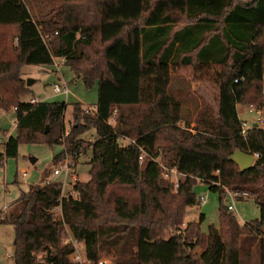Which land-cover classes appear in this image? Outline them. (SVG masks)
<instances>
[{"label": "trees", "instance_id": "trees-1", "mask_svg": "<svg viewBox=\"0 0 264 264\" xmlns=\"http://www.w3.org/2000/svg\"><path fill=\"white\" fill-rule=\"evenodd\" d=\"M135 1L128 9L127 0H0V27L13 32L21 65L61 59L87 86L97 85L94 110L72 104L67 132L66 103L13 106L16 136L3 143L0 164L17 157L19 143L61 145L53 163L90 151L89 178L72 187L77 198L63 195L59 182L37 184L0 218L14 231L13 264H71L75 247L63 243L65 231L84 244L90 264L103 248L114 264H240L251 246L264 264V131L240 135L236 114L249 102L246 109H259L264 119V0ZM96 43L98 60L88 59L85 51ZM180 68L215 70L213 117L199 120L208 111L197 110L191 128L181 104L189 85L170 84V71ZM2 73H10L7 65L0 64ZM91 129L89 143L82 136ZM234 151L257 157L240 171L229 159ZM171 167L176 188L162 177ZM196 182L219 195L217 227L200 232V214L182 234L162 238L197 204ZM227 193L251 198L260 216L239 225L221 204Z\"/></svg>", "mask_w": 264, "mask_h": 264}, {"label": "rangeland", "instance_id": "rangeland-1", "mask_svg": "<svg viewBox=\"0 0 264 264\" xmlns=\"http://www.w3.org/2000/svg\"><path fill=\"white\" fill-rule=\"evenodd\" d=\"M135 2V0H127L126 8H135ZM32 9L37 13L40 7L37 5ZM179 26L180 24L176 28ZM15 45L16 39L13 32L0 27V64L7 65L10 69V73L0 74V154L3 152V143L10 136H16V114L13 110L16 101L26 102L32 99L33 102H63L68 104L64 112L65 132H67V129L72 125V104L79 103L82 107L86 108L92 107L97 100V85L96 87L87 86L81 77L77 78L66 66H63V60L54 59L52 66H24L17 59ZM100 48L101 46L96 43L91 49L86 50L85 53L90 55L88 59L93 60L94 57H97L96 59L98 60ZM89 63L85 62L84 65L89 66ZM213 73L215 74V70L210 69L195 73L186 68L170 71V84L175 85L176 88H184L187 83L189 85L190 81L205 83L204 86L202 85L204 87L203 91L206 93V95L204 94L205 97L200 99L194 98L196 96L191 94L192 91L189 87L184 88L187 96L181 95V104L186 106L188 110L190 106H195L197 110L208 111L204 114V118L200 114L199 120H205L207 116L213 117L209 113V109L214 105L212 104L215 91L213 87ZM28 79L32 83L26 86ZM62 83L66 84L69 91L68 95L53 93L54 85H61ZM197 92H199V89ZM262 93L264 95V87L262 88ZM248 103L243 102L237 107L238 111L244 112L238 116V119L246 124H251L253 116L245 112L247 111L246 105ZM87 110L89 113H92L91 110ZM188 110L185 112L182 108V117L188 118L190 128V125L193 124L194 116L191 120L188 117L189 114H187ZM114 120V118L109 119L111 126L114 125ZM182 124H185L183 120H181L179 126H183ZM82 138L86 142L92 143L95 139V131L91 129ZM89 143L84 145L87 146ZM62 152L63 147L61 145L50 146L45 143H19L17 157L15 159L3 160V163L0 164V218H3L8 213L10 206L20 197L22 192H28L30 186L40 183L43 185L47 182H59L61 183L63 195L70 194L73 198H77L76 193L72 192V187L78 181L84 182L88 180L90 151L82 154L77 160L74 157L64 155L56 163H53L54 157ZM30 159H34L35 162L31 163ZM158 160L161 164L163 163L161 158ZM66 164H69L70 167L68 174L63 170ZM53 170H60V175L54 177L52 175ZM43 178H45L44 181H42ZM171 180L173 181L174 179L171 178ZM196 183L194 194L197 204L185 208L181 224L176 229H164L161 235L162 238H167L171 234H182L185 225L187 223H196L200 214L203 216V221L199 225L200 232L205 233L208 225H212L214 228L217 227V212L220 206L218 201L219 195L216 192H210L206 185L199 182ZM221 204L223 206L228 204L233 206L234 210L231 213L238 223L243 224L252 221L257 219L261 214L260 210L249 197L235 198L233 201H230L228 198L221 199ZM8 206V209L3 210L4 207ZM54 213L58 217L60 215L59 209H55ZM62 241L64 244L73 243L76 253L74 255L80 258V260L74 263L87 264L84 255V244L73 242L68 231H65ZM13 244V228L10 225L0 223V264H13ZM246 244L248 242L243 246L244 252H247ZM199 251V246L194 248V253L197 254ZM106 252L107 254L111 253V256H113V253L106 248L99 250L98 255L106 256ZM240 264H257V253L253 246H251L248 254L240 259Z\"/></svg>", "mask_w": 264, "mask_h": 264}, {"label": "built area", "instance_id": "built-area-1", "mask_svg": "<svg viewBox=\"0 0 264 264\" xmlns=\"http://www.w3.org/2000/svg\"><path fill=\"white\" fill-rule=\"evenodd\" d=\"M53 93L68 95L69 91H68L66 84L62 83L61 85H54ZM31 103H33V101H31ZM247 112L252 114L254 116V119H253V122L251 124H246L245 122H240V129H239L240 135H244L246 130H248L251 127H256L258 129H261L264 131V119L261 115V111L259 109H253L252 107H248ZM117 140L122 145H127V144L133 143V141L128 140V139L123 138V137H118ZM252 157L253 158L257 157V154H253ZM69 169H70L69 164L64 165L63 170H65L67 172V174L69 172ZM60 172H61L60 170H53L52 175L57 177L60 175ZM176 174H177L176 170L173 167H171L168 169H164V172L162 173V177L169 179V181L173 183V187L176 188V180H175ZM171 178H173L174 180L172 181ZM48 183H50V182H47L45 184H48ZM226 196L230 201H233V199L238 198V197H240V198L246 197L245 194H236V193H227ZM200 200H201V198H200ZM226 208L229 212H232L234 210L233 206L229 205V204L226 206ZM97 264H100V263L97 262Z\"/></svg>", "mask_w": 264, "mask_h": 264}, {"label": "crops", "instance_id": "crops-1", "mask_svg": "<svg viewBox=\"0 0 264 264\" xmlns=\"http://www.w3.org/2000/svg\"><path fill=\"white\" fill-rule=\"evenodd\" d=\"M205 85V83L204 82H200V81H195V82H193V81H190V83H189V88H190V90L192 91L191 92V94L193 95V96H196V97H194V98H196V99H200V98H203V97H205V95H206V93L203 91V86ZM94 87H96V86H94ZM213 87L215 88V91H214V100H213V102H212V104H214L215 105V100H216V87H215V85H213ZM195 88V89H194ZM199 89V92H197V90ZM205 94V95H204ZM31 101H33L32 99L31 100H29V102L31 103ZM97 101V100H96ZM38 102V101H37ZM95 104H96V102H95ZM95 104L92 106V107H86L87 109H89V110H91V111H93L94 110V108H95ZM85 108V107H84ZM182 108L185 110V112L188 110L187 108H186V106H184V105H182ZM196 111H197V108L196 109H194V107L193 106H190L189 107V110H188V112H187V114H189V118L192 120L193 119V116H195V114H196ZM247 114H250L249 112H247V111H245ZM242 113H244V112H242V111H238V108H236V114H237V117L240 115V114H242ZM241 122V121H240ZM181 124V121L180 122H178V124H177V126H179ZM192 127V125H190V128ZM2 166V165H1ZM55 177V176H54ZM53 177V178H54ZM58 177V176H57ZM44 179L45 178H43V180L42 181H44ZM41 184V183H40ZM201 198V197H200ZM238 199H241L240 197H238ZM9 208V206L8 207H4L3 208V210H6V209H8ZM238 223V222H237ZM239 225H242V223H238ZM244 224V223H243ZM76 254V253H75ZM84 255H85V253H84ZM105 255L106 256H104V255H101V256H99L98 255V259H97V262H99L100 264H114V257L113 256H111V253L109 254H107V252L105 253ZM79 257H76V255H72L71 256V261H72V263L71 264H81V263H74L75 261H77V260H80V258L78 259ZM87 264H90V263H87Z\"/></svg>", "mask_w": 264, "mask_h": 264}, {"label": "water", "instance_id": "water-1", "mask_svg": "<svg viewBox=\"0 0 264 264\" xmlns=\"http://www.w3.org/2000/svg\"><path fill=\"white\" fill-rule=\"evenodd\" d=\"M31 83H32L31 80L28 79L26 81V86H29ZM46 132H48V128L45 129V133ZM229 159L237 165V167L239 168L240 171H244V170L248 169L253 162L252 156H250L248 154H244V153L239 152V151H234L230 155ZM30 161H31V163L35 162L34 159H30Z\"/></svg>", "mask_w": 264, "mask_h": 264}]
</instances>
